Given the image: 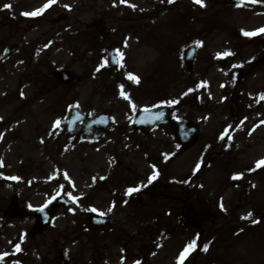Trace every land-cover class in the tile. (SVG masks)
<instances>
[{
  "label": "rangeland",
  "instance_id": "1",
  "mask_svg": "<svg viewBox=\"0 0 264 264\" xmlns=\"http://www.w3.org/2000/svg\"><path fill=\"white\" fill-rule=\"evenodd\" d=\"M229 1L56 0L25 16L50 0H0V57L21 44L0 63V255L8 254L0 264H62L60 248L70 264H178L190 243L189 253L196 248L198 230L186 210L192 200L182 187L204 146L219 151L228 122L238 128L232 150L242 154V174L264 160V33L244 35L264 28V0ZM60 15L67 17L57 22ZM190 44L198 47L192 75L182 63ZM110 47L122 54L118 71L105 63ZM58 70L70 71L72 82L61 85ZM168 101H178V117L201 124L200 140L188 150L177 149L170 125L146 133L130 126L139 108ZM71 107L106 111L117 128L99 143L67 137ZM252 123L259 127L247 136ZM231 168L218 159L194 181L217 214L203 225L207 251L196 264H264V169L249 177L255 188L248 195V179L239 193ZM157 179L159 195L139 202ZM225 185V210L218 211ZM129 188L140 190L127 194ZM57 196L71 204L37 238L29 236L31 217L11 218L15 204L30 215ZM93 208L109 218L107 228L92 227Z\"/></svg>",
  "mask_w": 264,
  "mask_h": 264
},
{
  "label": "snow or ice",
  "instance_id": "2",
  "mask_svg": "<svg viewBox=\"0 0 264 264\" xmlns=\"http://www.w3.org/2000/svg\"><path fill=\"white\" fill-rule=\"evenodd\" d=\"M55 2H56V0H50L49 4L44 5V8L37 9L36 11H33L31 13H22V15H25V16H38V15H40L44 11L45 8L50 7V5L53 4V3H55ZM121 2L123 3L124 0H121ZM168 2L169 3H172L173 0H168ZM193 2L196 3V4H199L201 7H204L205 6L204 3H203V0H193ZM251 2H255V0H251ZM11 7H12L11 4H5L4 5V8L5 9H11ZM129 7L135 8V5H129ZM258 33H264V28L258 29L256 32H251V33L245 32L244 35H246V36H254V35H257ZM125 46H127V45H125ZM118 55H121L122 56L121 53H118ZM224 55H231V53H225ZM97 70L99 71V69H97ZM129 79L135 80L137 83L139 82L138 81V78L135 77V76H131L130 75L129 76ZM124 98L125 99H128L127 96H125ZM261 99H264V96H262ZM167 103L168 104H174V103H178V101H168ZM77 107H78V105H77ZM133 107H135V105H133ZM145 111H147V109H145ZM55 123H56L57 126H59L60 121H56ZM223 138L224 137L221 136V139H223ZM200 166H201L200 163H197L196 168L194 169V172L195 171H198L199 168H200ZM261 166H264V160H260V161L257 162V167L259 168ZM156 175H158V172H156L155 175L150 176L148 182L151 183L156 178ZM233 178L236 179L238 177H233ZM12 179H16V178L15 177H12ZM139 190H140L139 188H129V189H127V194H132V193L137 192ZM68 195L71 197V193H68ZM73 199H75V198H73ZM221 207H223V206L221 205ZM111 210L112 209L109 208V211H111ZM39 211H43V208L39 209ZM91 211L96 212L97 210L93 208V209H91ZM100 215H104V213H100ZM248 215L251 216L252 214L249 213ZM194 246H195V241H193L192 243H190L184 249V251L180 253V257H179L178 264H183L186 256L189 254L190 250L194 248ZM16 250L19 251V245L16 246ZM204 250L207 251V247L206 246H205ZM7 255H8L7 253L0 255V261H2L4 259V257L7 256ZM137 264H140V262L137 261Z\"/></svg>",
  "mask_w": 264,
  "mask_h": 264
},
{
  "label": "water",
  "instance_id": "3",
  "mask_svg": "<svg viewBox=\"0 0 264 264\" xmlns=\"http://www.w3.org/2000/svg\"><path fill=\"white\" fill-rule=\"evenodd\" d=\"M194 261V256H191L186 262L185 264H193Z\"/></svg>",
  "mask_w": 264,
  "mask_h": 264
}]
</instances>
